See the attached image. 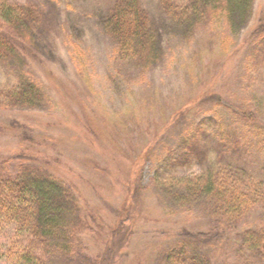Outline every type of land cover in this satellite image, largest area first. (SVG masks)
<instances>
[{
	"label": "rangeland",
	"instance_id": "obj_1",
	"mask_svg": "<svg viewBox=\"0 0 264 264\" xmlns=\"http://www.w3.org/2000/svg\"><path fill=\"white\" fill-rule=\"evenodd\" d=\"M114 1L0 0L40 13L31 31L39 61L26 59L24 72L0 63V92L28 77L49 97L37 109L0 106V174L15 175L11 157L21 152L48 161L46 174L63 180L76 197L86 253L100 258L122 211L133 163L150 146L140 172V214L115 263L160 264L180 248L199 264H264L241 239L242 232L264 227V38L254 34L264 21V0H254L244 20L235 14L213 23L201 19L192 33L166 16L157 0H139L160 53L145 76L115 53L105 33ZM10 121L24 125L31 140L9 129ZM220 170L235 172L241 183H261L257 207L236 226L210 198L189 202L168 184ZM228 227L213 247L180 235L182 229ZM11 236L0 227V264H16L5 254Z\"/></svg>",
	"mask_w": 264,
	"mask_h": 264
},
{
	"label": "trees",
	"instance_id": "obj_2",
	"mask_svg": "<svg viewBox=\"0 0 264 264\" xmlns=\"http://www.w3.org/2000/svg\"><path fill=\"white\" fill-rule=\"evenodd\" d=\"M163 12L177 23H186L190 33L197 20L209 23L229 18L235 14L244 20L252 12L254 0H157ZM37 8L28 5H0V63H12L20 72L27 67L26 59L39 61L34 55V39L31 31L39 23ZM107 37L115 46V53L129 60L140 76H145L160 62V53L155 39L149 31V19L139 0H115L104 19ZM264 38V21L256 31ZM113 51V53H114ZM209 97H215L212 94ZM1 108L37 109L49 103V97L34 80L23 77L12 90L0 92ZM205 94L200 96L201 100ZM181 111L173 122L180 118ZM248 115L250 126L259 130L257 123ZM8 128L31 140L27 128L15 121ZM87 130H92L87 126ZM1 131V129H0ZM152 144V143H151ZM150 146L134 161L133 170L126 184L122 211L115 227L110 232L104 256L90 257L79 237L85 229L81 210L73 192L58 177L46 174L49 163L24 152L11 157L17 162L15 175L0 174V227L10 229L5 254L16 264H112L123 254L125 243L133 233L134 221L138 220V194L140 172ZM235 172L220 170L206 172L192 179L187 177L170 179L169 185L181 189L189 202L197 197L210 198L211 204L227 224L237 225L255 209L260 188L259 181L241 182ZM137 219V220H136ZM127 223V224H125ZM211 228L206 232L191 233L185 229L180 235L207 247L223 241L229 232ZM242 246L264 257V227L247 230L241 235ZM160 264H199L187 252L178 248L167 252Z\"/></svg>",
	"mask_w": 264,
	"mask_h": 264
}]
</instances>
